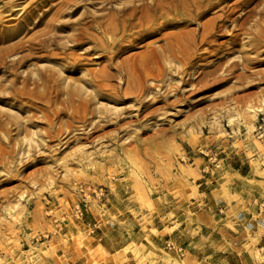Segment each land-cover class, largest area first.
<instances>
[{"label":"rangeland","instance_id":"1","mask_svg":"<svg viewBox=\"0 0 264 264\" xmlns=\"http://www.w3.org/2000/svg\"><path fill=\"white\" fill-rule=\"evenodd\" d=\"M70 1L0 0V38L4 39L0 47L17 39L27 44L26 39L34 34L44 36L48 20L70 24L65 30L51 31L70 45L67 36L75 32L79 19L94 17L96 24L109 17L110 4L104 6L102 0H88L83 5L79 0ZM235 1L216 2L201 14L192 10L195 6L186 5L177 23L136 41L112 59V53L95 50L96 39L90 38L68 48L83 57V65L76 69L61 66L60 58L43 57L26 60L13 73L0 71V87L15 80L21 87L24 77L42 70L60 80L56 81L58 88L76 85L90 98L84 120L73 117V106L54 113L66 94L46 95L42 84L38 88L41 96L24 94L0 101V116L6 123L0 124V146L15 147L14 157L7 154L6 164H0V264H50L51 259L70 264L72 255L84 252V238L74 234L76 226L71 219L79 202L82 209L84 204L87 208L93 203L102 206L107 194L112 199L123 188L133 211L147 208L152 214L161 211L159 207L169 196L176 201L195 197L207 186L227 179L234 166L246 162L264 166V42L254 46V34L248 31L264 1ZM38 3L41 8L32 11ZM113 3L120 6V2ZM226 4L235 12L224 22L217 16ZM61 5L65 12L56 13ZM75 7L73 14L66 13ZM30 14L31 23L25 26ZM173 15H169L171 21L176 20ZM211 20L217 29L224 25L210 36L211 46L198 45V52L210 49L203 58L192 57L187 64L169 51L165 72L146 78L151 88L142 102L124 94L127 75L120 68L135 70L146 62L158 66L149 51H161L167 39L163 33L193 31L199 39L201 24ZM97 31L94 26L88 29L89 34L102 36ZM18 48L9 59L25 52ZM100 54L104 56L95 57ZM102 68L115 74L103 81L117 86L120 99L109 96L110 88L96 92L97 87L85 81ZM8 92L1 94L9 96ZM80 185L87 187L86 200ZM101 189V196L95 193ZM89 258L86 264H99L93 255Z\"/></svg>","mask_w":264,"mask_h":264},{"label":"crops","instance_id":"2","mask_svg":"<svg viewBox=\"0 0 264 264\" xmlns=\"http://www.w3.org/2000/svg\"><path fill=\"white\" fill-rule=\"evenodd\" d=\"M123 191L107 194L102 206L84 204L82 214L73 210L84 252L70 264H86L89 255L99 264H264V166H234L227 179L195 197L169 196L152 214L133 211Z\"/></svg>","mask_w":264,"mask_h":264},{"label":"bare ground","instance_id":"3","mask_svg":"<svg viewBox=\"0 0 264 264\" xmlns=\"http://www.w3.org/2000/svg\"><path fill=\"white\" fill-rule=\"evenodd\" d=\"M79 1L82 2L81 5H83V4H86V1L88 0H79ZM102 1L105 2L104 6L107 4H110L109 12H108L109 17L106 18L105 20L98 21L96 24H93V21H96V18L93 17L94 15L92 16L93 17L92 19L87 17L88 19H91V20L84 21L83 20L84 17L82 19H79L77 21L79 23L78 24L79 26L74 28L75 32L67 36L68 39L66 40V42L71 41L72 44L70 45H65L64 41L62 42L58 39V35L56 34V32H53V33L51 32L53 31V29L54 30L55 29L65 30L70 27V24L64 23V22H55V21L53 22L49 20L47 22L45 21L46 25H45L44 31L42 32L44 36H42L40 33L34 34L28 37V39H26L28 41L27 44H24L22 40H18V39L15 40L14 42H11L10 44L6 43L7 45L3 44V46L0 47V71L3 70V71L13 73L14 69L18 65L25 62L26 60L31 59V58H43V57H47L49 59H55V60L60 58L63 60V63H60L61 66L62 65L70 66L76 69L83 65L82 63L83 57L82 55L76 54L72 51H68L69 50L68 48L75 47L90 38L96 39L95 41L93 40L94 42H96L95 46L93 47L95 50L101 49L103 52H106L107 55L112 53V55L109 56V58L112 59L116 53L121 52L125 50L126 48L133 47L136 41H143V39L146 36L154 34V33H159L162 29H164L165 26L169 25L170 23L172 24L177 23L179 21L177 20V18L180 15L181 16L184 15V12H185L184 8L186 7V5L195 6L192 10L195 9L197 14H201L205 11V9L211 7L216 2L221 3L226 0H102ZM114 1L120 2L119 4L120 6L115 7L113 3ZM245 1L246 0H236L235 2L243 3ZM63 4L65 5V3ZM40 5L41 3H38L36 6L33 7L32 11L39 10L41 8ZM64 5H61L59 9L57 8L58 10L55 9L56 13L58 12L64 13L65 12V9H63ZM78 7L71 8V10L67 11L66 13L71 15L77 10ZM172 12L174 14L173 19H176L174 21H171V18L169 16L170 13ZM234 12H235V9L232 8L231 5L226 4L223 7L222 13H220L217 16V18H221L224 22H226L228 18ZM138 13H141V14L138 17V20L134 22L133 20L136 19L135 16ZM258 13H259V16L257 15V17L254 18L253 20L254 23L251 24L249 29L247 28L250 33L254 34L252 37V39L256 42L254 43V46H256L258 43L261 44L264 42V4L261 7V9L258 11ZM31 18H32L31 14L28 15L27 19L25 20L26 22L25 26H28L29 23H31ZM40 22L42 23V21H38V20L36 21V23L38 24ZM222 25L219 26V29L222 27ZM25 26L23 28L21 27V29L23 30ZM93 26L100 33H102V36L97 37L98 36L97 35L95 37V35L93 36L92 34H89L88 29ZM201 26L203 27V31L200 34L199 39L196 35L197 33L193 31L180 30L170 35L163 33L162 35L165 36L167 39H166L165 44L162 45L161 51H159L156 48H153L149 51V54H151V56L154 58V62H156L158 66H155V65L148 66L149 64L146 62L145 65L143 64L144 66L143 65L135 66V70L130 67L120 68L119 71L122 74L127 75L128 84H127L126 89L124 90V94L128 96L134 95L136 96L137 101L142 102L146 91L151 88V85L147 84L146 78L150 75L152 77L157 78L165 72L166 70L165 61L166 59H168L167 53L169 51H170V55H172L174 58L179 59V60L185 59L187 64L190 62V59L192 57L193 58L195 57L203 58L202 56L204 53L210 52L209 48H205L204 51L198 52V45L206 43L209 46H211L212 42L209 38L210 36L214 35L217 32V30H219L217 29L218 26L217 28H215L216 24H215V21L213 20L202 23ZM135 27H138V29L130 31L131 29ZM108 34H111V35L107 36ZM22 38L23 36L21 37V39ZM2 40L4 39L0 38V41ZM18 47L23 48L25 52L23 51L22 54L19 53L18 56H16L15 58L9 59L8 55L12 53V51L14 50L16 51V48L19 49ZM55 49H60V50L57 51ZM39 51H46L47 54L42 52V54H46V55L45 56L39 55L40 54ZM37 52H39V54ZM100 56H104V54L96 55L95 57H100ZM53 76L54 75L51 72L40 70L35 75L33 73V75H27L26 77H24V84L21 87L16 85V80L13 81L12 83L10 82L8 86H5L4 84H2V86L0 87V101H5L6 97H17L18 98L19 96H22L24 94L28 95L29 97L41 96L40 95L41 92L40 93L38 92L39 91L38 88L42 84L43 87L45 86L46 95L47 93H50V94L53 93V95L55 94L57 97L59 94L61 95L62 93L66 94V98H64L65 96H63L64 99L63 100L61 99L62 100L61 106L57 108L54 107L53 109L54 113L57 114L59 112H65L69 107L73 106L74 107V109H72L73 117L78 115L80 118L83 119L84 115L88 112V106H89L88 103L90 102V98H87L86 96H84L82 88L76 85L73 86L71 84H68L64 88H58L56 85L57 84L56 81L58 79L54 80L55 78ZM114 76L115 74L107 71L106 68L104 70L102 68L96 72H92L91 76L85 79V81L95 85L97 87V89L95 90L96 92L102 91L106 88H110L111 91L109 93V96L115 100H118L120 99V96L117 93V86L113 84L110 85L103 81L104 79H110V78H113ZM204 78L205 76L202 79ZM60 83L62 84V82ZM29 84L33 86L30 87ZM9 89L10 91L8 92ZM6 90L9 93V96L2 95L3 93H5ZM53 91H55V93ZM56 100H58V98ZM81 108L83 109L82 111H81ZM110 120L111 119H108L107 122H110ZM111 123L112 122H110L109 124ZM0 124L2 125L6 124L5 122H3V119L1 118V116H0ZM60 126H62V124ZM61 128H63V126ZM8 130L9 129H7L6 132H8ZM59 130H60V127H59ZM94 131L95 130H93L92 133ZM9 132L8 134H10ZM48 132L50 133V131ZM10 136H8L9 139H11ZM11 148H12L11 150H8L5 148V146L4 147L3 145L0 146V164L1 165L6 164L7 154L14 157L15 147L13 146Z\"/></svg>","mask_w":264,"mask_h":264},{"label":"built area","instance_id":"4","mask_svg":"<svg viewBox=\"0 0 264 264\" xmlns=\"http://www.w3.org/2000/svg\"><path fill=\"white\" fill-rule=\"evenodd\" d=\"M79 190H80V193L82 194V196L84 197V199L83 200H86V197H87V187H85V186H83V185H80L79 186ZM96 194H100V196H101V194L103 193V191H102V189L99 191V192H95ZM81 202H79V203H77L76 204V207H75V209H76V212L78 213V214H82V207H81Z\"/></svg>","mask_w":264,"mask_h":264}]
</instances>
